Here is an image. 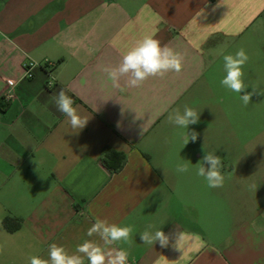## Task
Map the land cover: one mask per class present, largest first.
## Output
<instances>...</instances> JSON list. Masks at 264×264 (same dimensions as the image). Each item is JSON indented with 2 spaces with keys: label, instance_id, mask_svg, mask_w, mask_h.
Masks as SVG:
<instances>
[{
  "label": "crops",
  "instance_id": "1",
  "mask_svg": "<svg viewBox=\"0 0 264 264\" xmlns=\"http://www.w3.org/2000/svg\"><path fill=\"white\" fill-rule=\"evenodd\" d=\"M146 35L183 54L181 72L114 88L101 68ZM225 41L226 54L264 43V0H0V264L48 259L52 243L72 253L98 239L86 236L97 218L133 226L131 247L118 245L128 264H264V146L222 141L236 132L214 54ZM61 89L88 119L76 132L55 106ZM185 105L199 122L169 124ZM206 152L222 159L221 188L195 174ZM148 224L167 247L143 244Z\"/></svg>",
  "mask_w": 264,
  "mask_h": 264
},
{
  "label": "clouds",
  "instance_id": "2",
  "mask_svg": "<svg viewBox=\"0 0 264 264\" xmlns=\"http://www.w3.org/2000/svg\"><path fill=\"white\" fill-rule=\"evenodd\" d=\"M228 47L229 43L225 41L214 53L223 60L225 75L220 80V85L238 94L243 105L247 107L252 102V97L264 95V90L256 85L245 83L244 66L249 61L246 51L240 48L235 54H226ZM183 60L182 53L175 51L167 44L162 45L161 41L153 35H146L123 55L117 66H104L101 71L107 75L108 81L114 88H119L121 78L125 77L127 87L137 88L150 77H163L169 72H181ZM249 87L252 89L250 92L247 91ZM53 99L57 110L67 117L73 132L86 125L88 119L78 114L73 99L63 89ZM167 120L169 124L187 129L189 125L199 122V112L185 105L182 113L179 109H175L169 113ZM197 137L198 134L192 131L186 137L184 146L189 140L195 142ZM196 165L195 174L204 178L210 189L223 187L225 177L221 171L223 162L220 156L213 152H206L202 161ZM189 171L188 163L181 162L176 166L177 173L183 174ZM133 231L131 225L120 226L97 218L88 228L86 236L98 239L83 240L76 245L72 253H69L64 246L52 243L49 245L48 259L31 256L29 264H85V261L87 264H128V250L118 245L127 244L131 247ZM140 237L143 244L151 246L157 242L161 247H167L169 244V237L161 228L156 229L153 224H148L144 231L140 232Z\"/></svg>",
  "mask_w": 264,
  "mask_h": 264
},
{
  "label": "rangeland",
  "instance_id": "3",
  "mask_svg": "<svg viewBox=\"0 0 264 264\" xmlns=\"http://www.w3.org/2000/svg\"><path fill=\"white\" fill-rule=\"evenodd\" d=\"M249 56V61L244 66L245 83L256 85L264 90V43L258 47L253 45ZM251 87L247 91H251ZM234 111L230 123L234 125L236 132L223 133L222 141L224 143H260L264 146V95H254L252 102L245 107L236 94L234 100ZM224 104V102H223ZM262 143V144H261ZM241 145V144H240Z\"/></svg>",
  "mask_w": 264,
  "mask_h": 264
},
{
  "label": "built area",
  "instance_id": "4",
  "mask_svg": "<svg viewBox=\"0 0 264 264\" xmlns=\"http://www.w3.org/2000/svg\"><path fill=\"white\" fill-rule=\"evenodd\" d=\"M38 63L32 59H29L22 64V77L24 78H31L33 76V69ZM46 66H51L53 64L52 61L46 60L44 63ZM14 82V81H13ZM13 91H14V83H10L8 90L5 93V98L10 99L13 97Z\"/></svg>",
  "mask_w": 264,
  "mask_h": 264
},
{
  "label": "trees",
  "instance_id": "5",
  "mask_svg": "<svg viewBox=\"0 0 264 264\" xmlns=\"http://www.w3.org/2000/svg\"><path fill=\"white\" fill-rule=\"evenodd\" d=\"M104 154L106 156V158H112L114 155H115V152L112 151L111 149H108L106 148L105 151H104ZM118 156V166H120V164L122 163V159H123V155L122 154H119L117 155ZM11 219L10 217H5L2 221L3 225L7 228V229H11V226H10V222H11Z\"/></svg>",
  "mask_w": 264,
  "mask_h": 264
}]
</instances>
